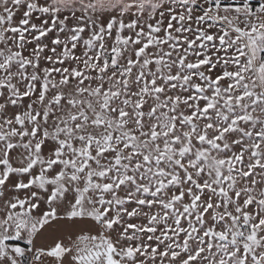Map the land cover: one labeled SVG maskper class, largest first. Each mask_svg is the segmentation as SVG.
<instances>
[{
    "label": "snow or ice",
    "instance_id": "1",
    "mask_svg": "<svg viewBox=\"0 0 264 264\" xmlns=\"http://www.w3.org/2000/svg\"><path fill=\"white\" fill-rule=\"evenodd\" d=\"M0 264H264V0H0Z\"/></svg>",
    "mask_w": 264,
    "mask_h": 264
}]
</instances>
